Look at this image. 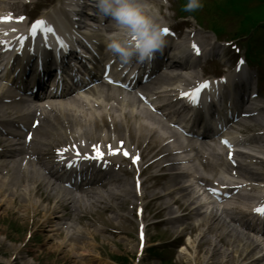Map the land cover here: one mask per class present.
I'll use <instances>...</instances> for the list:
<instances>
[{"label":"bare ground","instance_id":"1","mask_svg":"<svg viewBox=\"0 0 264 264\" xmlns=\"http://www.w3.org/2000/svg\"><path fill=\"white\" fill-rule=\"evenodd\" d=\"M62 3L63 1L61 2V7ZM75 4H77L76 7L79 6L78 3ZM154 4L158 5V2L155 1ZM20 8H23L20 0H0V16L4 15L5 12L8 13L7 15L14 16ZM54 8L63 11L61 8ZM46 15L52 18V14H49V12L44 13L42 16L46 17ZM10 17L15 27L14 30L22 27L24 21L20 22L14 17ZM104 23L105 30L109 32L114 30L109 19L105 18ZM105 40L106 38L102 37L104 44ZM228 76L230 77L228 87H232L229 90H239L241 83L234 84L232 82L233 76L230 74ZM175 80L184 81L185 84H188L191 78H189V75L162 73L156 79L157 82ZM154 85L155 82L152 81L148 84L140 85L139 88L148 91L150 88L153 89ZM223 93V96L228 94L227 92ZM81 94L83 97L51 98L37 105L34 104L27 111H24V105H20L17 102L15 91L0 83V125L8 121L6 115L9 113L12 124L18 125L20 120L25 121L27 131L32 132L34 135L32 136V146L20 144V147L11 148L9 151L3 146L10 147V141L0 138V145L2 146L0 150V211L16 209V213H19L20 216L32 214L31 227L38 228L45 235L46 243L52 244L62 254L71 256L82 264H88L93 246L88 240L93 235L91 231L93 229L84 227L87 233L85 236L77 230L74 233L75 235L67 233L63 238L60 234L63 231L70 230V228L72 229L74 225L59 221L61 217L58 216V213L67 204H71V210L81 211L83 216L85 213H91L92 207L98 208L100 205L104 211H110L112 209L110 205L111 196H114L112 200L116 201L117 205H122L126 198L131 199L133 197V191L127 187H121L119 192L114 195L116 191L108 188L110 181L100 183V180H97L91 182V187L81 191L78 195L70 194L62 188L59 179L53 177L49 171L45 170L44 165L50 159L49 156L54 153L58 145L63 144L69 145L67 152L69 153V158H71L79 150L77 140L86 139L92 142L97 139L96 141H102L101 138L104 134V138L108 141L115 138L116 135H120V133L123 134L122 131H128L130 136H134L138 141L137 146L145 138L148 137L150 139L145 142L141 149L142 155L140 157L144 158L151 152L152 148L167 151L166 146L162 145L160 140L170 138L171 134L163 138V135L170 131L164 124H161L162 120L147 112L144 107H140L132 99L126 98L129 96L122 94L121 91L97 84L94 87L87 88ZM129 94H132V92ZM159 96L162 98L166 94L164 91H160ZM251 106L246 111L248 117L237 121L236 126L244 127L245 129L251 128L255 124H263L264 128V108L254 109L256 107L252 106L253 108H251ZM170 112L175 113L173 110ZM34 119H37L39 123L36 128H32L30 125V122ZM244 122L249 123L245 124ZM156 127H159V131ZM244 143L250 145L252 151L236 155L240 160L239 166L236 168L240 173L239 175L245 179L264 181V173L260 172V169H254L255 166L263 163L256 156V149L260 152L263 151L264 142H262L260 136L253 134V137ZM90 144L92 145V143ZM73 145L75 146L74 148ZM173 146L175 150L184 147L179 142H176ZM202 148L204 149L203 146ZM195 150L198 156L204 157L199 147H195ZM204 150H209V154L214 155V149L211 147L207 148L206 146ZM23 160L25 164L22 163ZM144 164L148 165V162L146 161ZM219 166H222L223 170L228 173L225 164L219 163ZM182 167L181 172L170 174L167 171L173 168V163L163 165L160 169H164L165 173L163 176H165L166 181L161 183L158 189H155L153 185L144 183L140 196H148L151 201L158 200V211L170 213L165 218V222L171 229L177 226L176 229L181 235L196 232L199 227L205 226L204 229L200 230L198 236L194 238L188 234L190 237L187 245L183 248L185 252L183 255H189V258H192L196 250L209 245L210 247L204 250L209 253L210 259H213L212 261L215 264H218L219 260H222L221 263L223 264H238L237 259H246L250 253H252L251 257L241 264H264V251L258 249L260 242L249 234L234 228V225H231L228 220L230 216L227 215V212L215 211L216 213L205 214L201 210V206H194V197L190 192L191 184L183 185L181 182L189 168L188 166L186 168L185 165ZM192 169L193 173L198 175L197 179L203 180L204 176L200 170L196 166H193ZM44 171L47 175L44 174ZM213 176H215L212 179L213 181L223 183L222 178L218 174L215 173ZM122 182L125 183L124 181ZM123 185L125 186V184ZM245 187L248 186L246 185ZM174 193H178V196H173ZM62 196H65V200L67 199L69 202L64 204ZM251 198L252 195H240L239 198L229 203L234 204L233 211L239 213L240 207L237 205L239 200ZM173 205L176 207L174 210L172 208ZM175 211L184 213L173 214ZM117 217L121 218V216ZM195 217L198 218L197 223H193L192 219ZM230 220L243 225V220L240 218L231 217ZM253 254H256V256L253 257Z\"/></svg>","mask_w":264,"mask_h":264},{"label":"rangeland","instance_id":"2","mask_svg":"<svg viewBox=\"0 0 264 264\" xmlns=\"http://www.w3.org/2000/svg\"><path fill=\"white\" fill-rule=\"evenodd\" d=\"M49 1L50 0L36 1L33 7L29 6L27 8L28 12L32 15L35 13L39 14L42 9L41 7L45 6ZM177 1L178 0H168L167 6H162L159 11L161 13H170L174 16L173 5ZM185 20H187L191 28H196L194 24L196 22L192 18ZM170 21L174 22V20ZM234 22L235 21L231 20L227 22V32L221 38H231L236 29V24ZM257 39L256 45L258 46L260 37ZM235 41L240 42L239 45L243 48L245 41L248 40L247 37H240L235 39ZM261 49H263L262 55L264 57V45ZM229 66V60L222 64V66L218 65L221 70L228 69ZM211 69L212 65L210 64H206L203 68L204 71H209ZM151 179L147 180V182L150 183ZM163 180L162 178L160 180L158 178L155 182ZM153 181L154 180H152V182ZM128 187H130L129 184ZM144 202H146V198ZM125 204L128 205V202ZM119 212L123 213L126 218L120 220L112 218L110 220V218L117 213V208L114 209V212H101L100 210L94 212V221L95 216L98 215V226L104 227V230L102 233L96 232L92 235L93 238H89L88 240L93 244L92 255L89 257L90 261H88V264H116L111 258L116 259L122 264H132L131 260L134 257L136 248V221L131 211L122 209ZM31 215L32 214L20 216L14 209L11 211H0V264H82L80 261L74 260L71 256L62 254L60 250L56 249L52 244L46 243L45 235L40 232L38 228L35 229L31 227ZM167 215L165 211L157 212V205L154 206V203H152V205H147L143 214L144 220L149 223L146 229V238L148 241L146 246H149L151 243L167 245L166 253L169 257H174L176 264H215L212 261L213 259H209L208 253L203 250L204 247L201 248L202 250H198L196 256L184 258L185 255L180 252L183 249L181 245L184 246L187 244L188 237L186 234L181 235L178 233L177 227L172 230L169 228L164 221ZM66 216L67 214H65L64 217ZM83 222L86 224V219H83ZM27 232L30 233V237L22 244ZM194 236L193 234V237ZM179 240H181V243L177 246ZM206 247L208 246L206 245ZM146 250L147 247L137 264H158V259L151 256ZM221 261L222 260H219L218 264H223Z\"/></svg>","mask_w":264,"mask_h":264},{"label":"clouds","instance_id":"3","mask_svg":"<svg viewBox=\"0 0 264 264\" xmlns=\"http://www.w3.org/2000/svg\"><path fill=\"white\" fill-rule=\"evenodd\" d=\"M101 19L111 21L113 31L105 40L106 49L122 64L150 62L166 45L165 26L159 9L151 0H94ZM202 0H186L183 11L192 13Z\"/></svg>","mask_w":264,"mask_h":264},{"label":"snow or ice","instance_id":"4","mask_svg":"<svg viewBox=\"0 0 264 264\" xmlns=\"http://www.w3.org/2000/svg\"><path fill=\"white\" fill-rule=\"evenodd\" d=\"M0 19H7V18H0ZM19 19H23L22 17ZM37 29H40L42 31V33H53L54 29L51 26H48L45 24V22L40 19L34 22V24L32 25L31 28V34L32 35H36ZM165 35H170V30L169 28L165 27L163 29ZM57 42L59 43L61 48H67L68 45L59 37H57ZM191 49L195 52V54L199 55V48L196 46L195 43H193L191 45ZM243 64V61H240L237 65V70H239V65ZM209 86V81H203L201 83H199L195 88L191 89L188 92H181V96L187 98L194 106L197 105L199 103V98H200V93L203 89H206ZM30 138V137H29ZM222 143L228 145L229 147H231V145L229 144V142L225 139L222 141ZM75 146L73 145V148ZM62 151H67V149H63V150H58V153L62 152ZM125 155H128L127 152L124 153ZM103 154L99 152V150L97 149V156L95 158H99L100 156H102ZM80 157V153L77 151L75 153V158L73 160H69L68 161V166L71 167L73 166L74 163H78V159ZM60 158L63 160L64 157L63 155L60 156ZM84 159H89L91 157H89L87 154L84 155L83 157ZM229 158H231V153H229ZM213 192L215 191L214 189L212 190ZM254 211L264 215V206L258 207L256 209H254Z\"/></svg>","mask_w":264,"mask_h":264}]
</instances>
